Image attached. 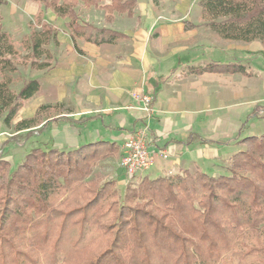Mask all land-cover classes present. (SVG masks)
I'll return each instance as SVG.
<instances>
[{"label":"trees","instance_id":"16d2710c","mask_svg":"<svg viewBox=\"0 0 264 264\" xmlns=\"http://www.w3.org/2000/svg\"><path fill=\"white\" fill-rule=\"evenodd\" d=\"M6 1L0 0V7ZM26 1L38 9L20 42L0 20V117L6 127L40 89L36 79L23 82L18 91L11 88L18 60L35 70L53 67L49 47L59 45V30L45 19L46 10L67 20L73 48L82 54L78 41L100 46L128 37L93 25L80 9H97L103 23L111 24L115 14L132 17L137 4ZM197 5L202 25L220 39L264 42V0H198ZM203 73L253 76L250 67L236 62H209L183 71ZM52 109L39 106L32 118L16 123V130L31 132ZM192 140L189 136L186 143ZM236 142L244 148L228 157L225 174L214 176L196 167L144 175L127 181L122 195L114 180L103 181L93 172L98 160L118 150L112 142L67 152L34 147L14 168L0 156V264H264V134ZM168 165L154 156L162 173Z\"/></svg>","mask_w":264,"mask_h":264},{"label":"crops","instance_id":"0c3cea01","mask_svg":"<svg viewBox=\"0 0 264 264\" xmlns=\"http://www.w3.org/2000/svg\"><path fill=\"white\" fill-rule=\"evenodd\" d=\"M32 4L36 6L35 14L38 5ZM140 4L137 0L132 17L115 14L111 24L101 25L124 33L127 39L100 46L78 41L82 54L73 48L65 26L67 20L46 10L45 19L59 30V45L51 51L53 67L36 70L30 78L40 83L39 91L30 99L31 116L41 105L61 107L62 110L47 115L42 122L29 128L36 138L30 149L38 147L67 152L105 141L114 143L120 150L119 146L131 130L147 126L156 145L154 148L150 146L151 149L166 148L183 157V164L195 162L200 166L222 155V149L235 142L213 137H233L242 131L243 136L262 134L245 123L244 116L248 103L254 101L256 103L250 105V117L263 112L259 101L254 96L248 98V95L259 87L255 81L251 82L256 78L255 58L261 53L264 55V49L255 46L254 42L249 44L256 48L236 46L238 48L235 49L230 44L239 41L217 37L219 42H225V47L212 46L213 52L209 53L208 44L198 39L197 26L202 22L197 18L199 16L190 17L186 5L176 6L178 17H157L150 3L144 8ZM197 6L195 15L200 12ZM85 10L90 15L101 12L93 8ZM125 41H129L130 48L123 50L122 47L127 46L123 45ZM209 62L247 64L253 76L237 73L183 74L187 66ZM141 91L153 95L149 114L132 98L133 92ZM131 105H136V108L131 109ZM255 106H259L258 109L255 110ZM52 119L57 122L52 123ZM214 126L217 133H212ZM24 130L28 129L18 132ZM189 136L193 140L187 144ZM198 138L207 143H201ZM4 139L0 134V148ZM218 140L227 141V144L208 143ZM164 160L169 162L167 170L182 163ZM151 168L159 169L154 165Z\"/></svg>","mask_w":264,"mask_h":264},{"label":"rangeland","instance_id":"374dc122","mask_svg":"<svg viewBox=\"0 0 264 264\" xmlns=\"http://www.w3.org/2000/svg\"><path fill=\"white\" fill-rule=\"evenodd\" d=\"M198 0H140L141 7L144 8L146 4L150 3L153 8L155 15L158 16H168V17H178V13H176V6L178 4L186 5L188 8V11L190 12V17L195 18L199 16L197 13L195 15L194 9L195 5H197ZM30 2V1H29ZM33 3V2H32ZM32 3H28L26 0H7L5 4L1 5L0 7V20L3 25V29L11 34L14 40L17 42H20L22 37L26 35L30 30V23L33 21L34 17V11L35 7ZM26 4V5H25ZM198 7V6H197ZM199 9V7L197 8ZM99 11V10H98ZM200 11V9H199ZM80 15L82 18L87 20L88 22L94 23L96 25H104L101 18V12H93V14H89L87 10L80 9ZM121 17V16H120ZM199 18V17H197ZM135 21V20H134ZM200 22V21H199ZM202 22V21H201ZM198 39L204 43L208 44L209 47V53H212V46L218 47L219 45H222V47H225V42H219L217 36L213 34L207 27L202 25V23H199L198 26ZM238 42V41H234ZM256 42V43H255ZM251 43V42H250ZM260 43V45H259ZM255 46L260 47L261 49H264V42L254 41ZM254 44H249L245 42L235 43L233 44L231 42V46L234 45L235 49L241 46V47H253ZM122 49H129L130 43L129 41L123 42ZM206 45V44H205ZM233 47V46H232ZM19 49L20 46L18 47ZM57 47L50 46L49 49L51 51L55 50ZM248 58V57H246ZM224 62V61H221ZM220 62V63H221ZM194 64H196L194 62ZM255 79H253L256 83L259 84L258 89L252 90L251 93L248 95V98H251V96L255 97L257 101H259V104H261V107H263L262 115L261 113H257V117L253 116L250 117L251 113V106L252 104L256 103H248L247 109H246V115L245 123L248 122V124L253 127L256 131L261 132L264 134V119L261 116H264V55L261 53V56L255 58ZM198 66V65H197ZM247 67H250L246 64ZM251 69V67H250ZM45 70V69H44ZM36 70L31 69L29 65L25 62H23L21 59L17 62V71L12 75V82H11V88L14 91H18L19 88L22 86L23 82L29 80L33 75H35ZM159 80H162V77H158ZM249 82L250 80H246ZM144 91V90H143ZM152 99V93L150 92H143ZM251 105V106H250ZM30 99L25 101L23 103V106L18 110L15 118L12 120L10 126L6 127L2 121V117H0V134L5 138L3 140L2 147L0 148V156L7 160L11 167L14 168L16 165L21 162L25 156V154L30 150L31 143L35 142V137L31 135V132H28V130H24L22 132H18L15 128L16 123L19 121L32 118L34 116H31L32 107H31ZM62 109L61 107H53L52 110H49L46 115L43 117L46 118L47 115L52 114L53 112H60ZM35 113V112H34ZM260 116V117H259ZM250 117V118H249ZM147 127V126H146ZM230 131H234V129L229 128ZM218 129L214 126L212 133H217ZM243 131L240 134H237L233 137H213L214 139H222V140H230L231 145L229 148H223V154L216 157L214 160L209 162L208 164H201L200 166H197L195 162L183 164V157H178L174 151L169 152L168 159H171L172 161L176 160L178 162H182L178 166H174L173 168H170L166 173H162L160 169L156 168H149L148 170L142 172L141 174H136L133 176H128L125 173H122V169L120 167V160L123 153V144L119 146L120 150L116 151L115 153L108 155L100 160H98L95 164V167L93 168V172L98 174L103 181L107 180H114L115 187L117 191L122 195L124 191L125 184L129 180H135L139 177H142L144 175H147L149 177H156L163 174L169 175L172 173H177L183 170L182 167H186L187 170L193 172L196 167L200 168L202 171L218 176L220 174L227 173V167H228V157L234 153L235 151L239 149H243L244 146L241 144H238L236 142L237 139H239L241 136H243ZM211 139V138H207ZM147 140L148 145L153 147L156 146L154 143L155 141L152 140L151 133L149 128H147ZM157 149H161V147H156ZM154 150V149H153ZM166 150V148L164 149ZM121 171V172H120ZM124 175V176H123Z\"/></svg>","mask_w":264,"mask_h":264},{"label":"built area","instance_id":"2783aa9c","mask_svg":"<svg viewBox=\"0 0 264 264\" xmlns=\"http://www.w3.org/2000/svg\"><path fill=\"white\" fill-rule=\"evenodd\" d=\"M132 98L135 104L141 105L142 110L149 114L151 98L145 93L133 92ZM131 109L136 105H131ZM147 140V127L140 126L130 131L125 143L123 144V153L120 160V167L128 176L141 174L154 165V156L162 159H168L169 151L164 149H151Z\"/></svg>","mask_w":264,"mask_h":264}]
</instances>
